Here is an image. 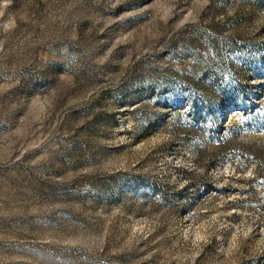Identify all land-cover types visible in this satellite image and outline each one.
Wrapping results in <instances>:
<instances>
[{
    "label": "rangeland",
    "instance_id": "rangeland-1",
    "mask_svg": "<svg viewBox=\"0 0 264 264\" xmlns=\"http://www.w3.org/2000/svg\"><path fill=\"white\" fill-rule=\"evenodd\" d=\"M0 264H264V0H0Z\"/></svg>",
    "mask_w": 264,
    "mask_h": 264
}]
</instances>
